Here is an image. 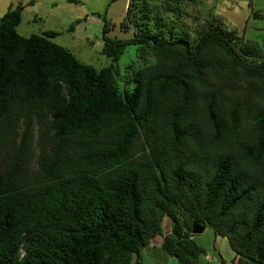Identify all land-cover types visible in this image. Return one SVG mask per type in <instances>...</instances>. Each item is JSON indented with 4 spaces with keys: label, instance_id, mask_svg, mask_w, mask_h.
<instances>
[{
    "label": "trees",
    "instance_id": "trees-1",
    "mask_svg": "<svg viewBox=\"0 0 264 264\" xmlns=\"http://www.w3.org/2000/svg\"><path fill=\"white\" fill-rule=\"evenodd\" d=\"M22 10L0 17V264L139 262L164 217L162 250L178 264L205 253L194 222L226 240L234 264H264V104L236 97L242 81L264 97L260 46L217 27L165 36L159 18L142 21L143 3L127 41L103 19L110 64L96 70L56 32L19 35ZM127 45L154 64L120 87Z\"/></svg>",
    "mask_w": 264,
    "mask_h": 264
},
{
    "label": "rangeland",
    "instance_id": "rangeland-1",
    "mask_svg": "<svg viewBox=\"0 0 264 264\" xmlns=\"http://www.w3.org/2000/svg\"><path fill=\"white\" fill-rule=\"evenodd\" d=\"M26 1L28 0H0V17L9 8ZM34 1L37 2V12L41 14L40 20L33 21L30 15L27 16V13H24L17 27V33L22 37H29L52 30L58 34L52 40L54 43L68 49L79 61L96 70L110 64V59L102 54L103 19L108 24L106 35L109 38L127 41L135 33V21L139 18L137 13L143 3L147 7L151 20L144 18L142 21L154 29L155 17L159 18V24L165 36H169V32H172L176 37L184 35L193 42L208 27H217L224 33H234L240 44L257 43L264 55V0H132L130 7L135 15L130 11L128 16L126 10L129 0H85L88 7L96 13L95 17L88 23L81 20L80 23L74 24L72 31H68V28L75 20L67 22L69 15L72 14L74 17L78 12L86 9L85 3L73 5V11L70 14L68 10H62L59 16L52 17L47 14V18H43L44 12L50 8L48 1ZM152 64H154V58L147 48L127 45L115 66V81L122 87L125 82L127 83V76H130V73ZM132 86L130 85L129 88ZM260 86L261 84L245 81L239 84L236 97L246 110L255 109L264 104L263 90ZM248 124L246 122L245 125L248 126ZM191 238L204 249L205 253L199 257L200 264L204 262L218 264L217 251L213 249V232L209 227H205L199 235L192 234ZM220 249L224 251L223 248L220 247ZM227 251L231 253L229 246ZM174 261L177 263L175 258Z\"/></svg>",
    "mask_w": 264,
    "mask_h": 264
},
{
    "label": "crops",
    "instance_id": "crops-1",
    "mask_svg": "<svg viewBox=\"0 0 264 264\" xmlns=\"http://www.w3.org/2000/svg\"><path fill=\"white\" fill-rule=\"evenodd\" d=\"M30 1H32V0H28V1H26V3L17 4V5H21L23 7L22 17L24 15V13H27V16L30 15L31 16L30 18L33 21L40 20L41 14L37 12L38 11V9L36 8L37 2H35L33 0V4L29 5ZM47 1H48L50 8H48L44 12V14L42 15L43 18H47L46 17L47 14L52 15V17L59 16V13H61L62 10H68V13L70 14L73 11V8H74L73 5H77V4L83 5L84 3L87 6L86 9L82 10L81 12H78L77 15H74V17H72V14L69 15L67 22H70L71 20H75V21L82 20V22L88 23L89 21H92L93 17H95L94 15L96 14V13H94V11H92L88 7V4L85 0H74V1L78 2L77 4L70 2L72 0H47ZM59 2L61 4H58ZM63 2L65 4H62ZM26 11H28V12H26ZM88 19H90V20H88ZM50 31H52V30H50ZM44 32H42V33H44ZM52 32H54V31H52ZM170 231H171L170 221L167 217H164V219L162 220V235H158V236L153 237L150 240L149 246L147 248H144L141 251L139 262H137L136 259L134 258V260L131 264H178V262L176 263L174 261V257L167 255L162 250L163 237L165 235L169 234ZM213 244H214L213 249L215 251H217L218 264L220 263L221 258L224 260V262H225L224 264H234V263H232L233 253H232V251H231V253L227 251L228 244L224 238H221V237L214 238ZM220 247L223 248L224 251L221 250ZM225 247H226V250H225ZM199 264H200V261H199ZM203 264H209V262L208 263L204 262Z\"/></svg>",
    "mask_w": 264,
    "mask_h": 264
},
{
    "label": "water",
    "instance_id": "water-1",
    "mask_svg": "<svg viewBox=\"0 0 264 264\" xmlns=\"http://www.w3.org/2000/svg\"><path fill=\"white\" fill-rule=\"evenodd\" d=\"M204 229H205V226L204 225H201V224H199L197 222H194L191 225V233L193 235H199V234H201L204 231Z\"/></svg>",
    "mask_w": 264,
    "mask_h": 264
}]
</instances>
